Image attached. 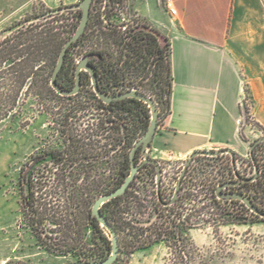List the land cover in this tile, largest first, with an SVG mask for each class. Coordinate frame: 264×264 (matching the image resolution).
<instances>
[{"label": "rangeland", "instance_id": "rangeland-1", "mask_svg": "<svg viewBox=\"0 0 264 264\" xmlns=\"http://www.w3.org/2000/svg\"><path fill=\"white\" fill-rule=\"evenodd\" d=\"M80 1L0 0V51L7 44L16 41L17 35L24 37L26 34L41 33L42 36L54 34L53 40L44 42L39 50L28 56L25 52L23 54L13 52L2 54L0 58V72H6L10 65L29 58L34 59L29 62L32 67L26 70L29 73L27 85L20 90L14 108L15 114L0 120V264H5L9 260L24 261L26 264H65L78 261L72 254H56L45 250L20 221L18 172L30 154L39 153L46 148L65 147L68 127L82 131L89 124V127H94V135L86 145L87 155L92 156L94 172L104 180L102 187L106 190L120 177L121 171L124 170L123 159L148 126L151 113L149 107L146 108L145 105L141 111L140 121L136 122L127 117L122 122L118 112H110L98 104L87 86L71 97L59 95L50 86L51 74L59 51L78 25L79 16L72 6ZM108 2L97 0L98 10L105 11ZM54 9H57L54 13L33 19ZM115 11L117 14L112 18L115 22L123 21L126 24L135 23L141 26L138 21L142 18L135 14L130 0H124L121 9ZM102 16V24H105L106 18L103 14ZM20 22L23 24L18 30L8 35L4 34L6 29ZM5 35L8 37L5 38ZM28 44H30L28 39L21 40L18 48L23 49ZM94 45V39L85 40L70 50L60 74L63 85H72L77 62L89 49L94 48ZM117 48L113 43L109 46L114 58L121 56ZM5 74L7 73L0 74L2 84L0 92L9 89L7 85L9 81ZM125 79L127 83L133 80L138 90L153 99L157 96L154 74L143 68L140 61L135 62V68L126 74ZM125 89L128 88H124V91ZM242 103V114L247 109L243 115L244 122L241 124L242 134L244 124H249L255 132H259L257 137H264V130L250 119L248 114L251 99L247 90ZM97 123L104 124L96 127ZM258 152L262 155L261 164L264 167V142L258 144ZM147 154L152 158L150 147ZM155 160L161 168V194L167 201L172 197L185 160ZM142 161L143 156L140 153L137 156V163ZM229 163L228 155L195 157L183 177L180 199L168 208L157 200L155 170L143 165L129 187L131 196L127 214L129 234L126 236L129 239H135L136 236H140L139 234L153 236L156 227L163 222L167 229L173 225L182 228L184 234L210 260V264H264V219L255 218L246 212L238 213L234 203L224 200L219 202L222 209V212H219L209 194V185L213 184L216 178L227 175ZM258 183H254L252 189L257 193V201L263 204L264 189ZM198 189L203 191L200 203L208 204L210 210L200 218H196L193 212L194 201L186 198L188 192L195 193ZM134 196L141 199L143 207L139 210L134 204ZM197 221L199 225L193 227ZM85 239L91 245H94V241H100L90 228L85 231ZM167 251L164 241L137 249L131 254L122 248L113 264H163Z\"/></svg>", "mask_w": 264, "mask_h": 264}, {"label": "trees", "instance_id": "trees-1", "mask_svg": "<svg viewBox=\"0 0 264 264\" xmlns=\"http://www.w3.org/2000/svg\"><path fill=\"white\" fill-rule=\"evenodd\" d=\"M108 1V7H106V10L103 12L98 10L96 5L97 0L92 1L86 28L78 40L68 47L63 65L56 78L57 83L62 89H70L73 87L75 73L71 86L62 84L60 81V74L65 66L68 53L82 41L94 39V48L89 49L84 56L91 55L88 62L95 67L94 49L98 38L101 36L103 38V51L107 73L103 81H101L98 74H96L100 89L110 94L122 92L126 87L128 89L133 88L138 90L133 80L128 83L126 82L125 76L131 69L133 70L135 68V62L140 61L143 68L148 69L149 72L154 74L153 81L155 82V92L157 96L153 100L159 111V119H161V114L165 116L170 110V94L172 91V75L169 59L170 41L168 37L161 35L145 18L140 16L142 20H139L138 23H141V26L135 23L131 25L126 24L123 21L115 22L112 19L117 14L115 10L121 9L124 0ZM75 10L80 20L81 11L77 8H75ZM102 14L106 18L105 24H102ZM123 26H125L124 30L121 31ZM76 27L73 29V32ZM18 29L19 28L15 30ZM7 37L8 36L5 38ZM25 39H28L30 44L23 49H19L18 46L20 45V41ZM53 39L54 34H49L47 36H42L41 33L32 35L26 34L24 37L17 35L16 41L7 44L4 49L0 51V58L2 54L7 55L13 52L16 54H23L25 52L26 56H28L30 53L39 50L44 42ZM111 43L118 47L117 49L121 55L119 58H114L109 51ZM30 48L32 49L31 51ZM30 60L32 61L34 59L29 58L17 64L10 65L6 72H0V74L7 73L5 75H7L9 81L7 84L9 85V89L6 92H0V120L15 114L14 108L17 104L20 90L27 85L29 73L26 70L32 67V64L29 63ZM80 82V89L87 86V88L90 89L91 96L97 100L98 104L104 106L110 112H118L121 121L127 117H131V119L136 122L140 121L143 106L145 105L146 108L148 107L143 101L130 97L104 103L94 93L90 75L86 71H82ZM1 85L2 84H0V86ZM71 96L73 95L66 97ZM244 112L246 113L247 109H245ZM103 124L104 123H97L96 127H101ZM120 124L122 125V123ZM261 129L264 130L263 127H261ZM93 135L94 127H89V124L82 131L68 127L65 139L66 146L63 148H46L39 153L30 154L21 164L17 179L20 221L30 230L36 242L45 250L56 254H72L77 257L78 261H97L110 254L111 244L109 233L92 215L91 208L95 199L103 194L102 192L107 193L118 187L128 175L130 169L128 153L123 159L124 170L121 171L120 177L117 178L110 188L104 190L102 187L104 180L94 172L92 156L87 155L86 145H88ZM242 137L244 138L243 134ZM86 139L88 141H86ZM139 154L140 153L137 151L135 156L136 163ZM236 156L238 155L236 154ZM147 166L155 170V165L153 163H147ZM135 177L136 176H134V179ZM131 183L124 193L106 201L100 208L105 220L118 235V256L122 248H124L127 253L131 254L137 249L148 247L159 241H164L168 251L163 258V264H210V260L201 249L184 234L183 229L175 227L174 225L167 229V226H164L162 222V225L156 227L157 230L153 236H143L139 233L140 236H136L135 239H129L126 236V234H129V220L127 214L130 207L131 196L129 194V187ZM182 183L183 178L181 180L180 190L182 189ZM258 185L262 186L264 189V175L259 179ZM216 188V183L210 184L209 194L216 204V210L222 212L219 202L223 201V199L217 198L215 193ZM202 193L203 191L198 189L195 193L190 191L186 195V198L194 201L193 212L196 218H200L202 214L205 215L210 212L208 204L200 203ZM205 195H207V193H205ZM156 196L161 205L165 208L170 207V205L167 206L164 204L168 200L166 201L163 199L161 190L158 194L156 192ZM178 199H180V194H178L172 205L175 204ZM134 204L137 210L143 207L141 199L136 196H134ZM252 204L257 207L260 213H264V203L260 204L258 202V204L256 203L257 205L254 203ZM245 212L250 213L255 218L264 219L250 208H245L244 211L240 213L243 214ZM202 220L204 219L202 218ZM172 222L174 221L172 220ZM197 225H199L198 221L193 227ZM87 228H90L93 233L97 234L100 243L94 241V245H91L86 241L85 231ZM5 264L26 263L24 261L9 260Z\"/></svg>", "mask_w": 264, "mask_h": 264}, {"label": "crops", "instance_id": "crops-1", "mask_svg": "<svg viewBox=\"0 0 264 264\" xmlns=\"http://www.w3.org/2000/svg\"><path fill=\"white\" fill-rule=\"evenodd\" d=\"M170 41V110L151 141L153 159L186 160L199 149L230 148L246 156L259 136L244 122L264 128V0H130ZM157 161V160H156Z\"/></svg>", "mask_w": 264, "mask_h": 264}, {"label": "water", "instance_id": "water-1", "mask_svg": "<svg viewBox=\"0 0 264 264\" xmlns=\"http://www.w3.org/2000/svg\"><path fill=\"white\" fill-rule=\"evenodd\" d=\"M92 1L93 0H81L78 4H75L72 6L73 8L80 9V11H81L80 20H79V23H78L76 29L74 30V32L64 42L63 46L61 47V50H60L59 55L57 57L56 64H55L54 69H53L52 74H51L50 86L55 90V92H57L60 95H63V96L74 95V94L78 93V91L80 89V85H81L80 80H81L82 71H86L90 75V81H91V85H92V89H93L94 93L104 103H109L112 100L123 99V98H127V97L136 98L138 100L143 101L144 103H146L148 105V107L150 108L151 114H150V120H149V123H148V126H147L145 133L134 143V145L132 146V148L129 152L130 169H129L128 175L124 178V180L122 181V183L118 187L111 190L110 192L103 193V194L99 195L92 204V208H91L92 215L99 221L100 225L103 226L107 230V232L109 233L110 244H111L110 254L107 257H105L101 260H97V261H77V262H69V263H65V264H113L114 261L117 259L118 252H119L118 235L112 229V227L107 223L104 216L102 215V213L100 211L102 204L105 203L106 201L124 193L125 190L127 189V187L129 186V184L131 183V181L134 179V176L138 172L141 165L144 164V162L153 163L155 165V168H156L155 182H156L157 194L160 191V182H161L160 181L161 180L160 165L158 164V162L155 159L149 158L148 154H147V149L151 145V141H152V139L156 133L158 121H159V111H158V108H157L156 103L153 100V98H151L150 96H148L144 93H141L140 91L135 90L133 88L119 92L117 94H110V93H107L105 91H102L98 85V80H97L95 69L88 62L91 55L84 56L77 62L76 69H75V82H74V85L72 88L62 89L57 83L56 78H57L58 72L60 71V69L63 65L64 59H65V54L67 52L68 47L73 42L78 40V38L80 37V35L84 32V30L86 28L88 18H89V14H90V7L92 4ZM56 11H57V9L48 11L44 14H41V15H38L37 17H34L33 19H37L39 17H44L45 15L50 14V13H54ZM22 24L23 23L20 22L18 24L13 25L12 27L6 29L4 31V34H7L13 30L19 28ZM261 141H264V137H258L257 139H255L250 144V148H249L250 154H252L253 147ZM139 147H140L141 154L143 156V161L140 163H136L135 156H136L137 149ZM221 154H228L231 157V162L233 165V171H234L236 177H238V174L236 171V165H235V152L232 149L220 148V149H214V150H207V149L196 150V151L192 152L188 156V158L185 160L183 168L179 174L177 183L175 185L172 197L167 202H165L164 204L168 206V205H171L172 203H174V201L176 200V198L179 194V191H180L181 180L184 176V173L195 157H198V156L214 157V156H218ZM255 172L257 174V167L255 169ZM237 184H239V182L229 181V182L218 185L216 188L217 198L224 199V200H232V199L241 200L253 212L259 214L260 217L264 218V213H260L258 211L257 207L251 203V201L249 200V198L247 196H244L243 194L237 193V192H223L222 191L223 188H226L228 186H235Z\"/></svg>", "mask_w": 264, "mask_h": 264}, {"label": "flooded vegetation", "instance_id": "flooded-vegetation-1", "mask_svg": "<svg viewBox=\"0 0 264 264\" xmlns=\"http://www.w3.org/2000/svg\"><path fill=\"white\" fill-rule=\"evenodd\" d=\"M94 59H95L94 60L95 72H96V74H98L101 81H103L106 77L107 69L105 67V56H104V51H103V38L101 36L98 38V40L96 42V46L94 49ZM261 142H264V141H261ZM261 142H259V143H261ZM259 143H257L253 147L252 154H250L249 151H248V154L246 156H240L237 153H235V165H236V171H237L238 177H236V175L233 171V165L231 162V157L228 154H221V155H228V157H229L230 163H229V167H228L227 172H226L228 177L225 178L223 176L222 178H217L216 182L214 181V183H216L217 186L220 184L229 182V181L239 182V184H237L235 186H228L226 188H223L222 191L223 192L241 193L244 196H247L249 198V200L254 204H256V203L258 204V202H257V193L255 190L252 189V186L254 185V183L259 182V179L261 178V176L264 175V167L261 164L262 155L258 152V144ZM249 148H250V146H249ZM137 151H138V153H141L140 147L137 149ZM236 154L238 156H236ZM218 156H220V155H218ZM214 157H217V156H214ZM142 165H141V167H142ZM146 166H147V162H144V167H146ZM256 167H257V174L255 172ZM155 172H156V168H155ZM160 187H161V182H160ZM225 201L229 202L231 204L234 203L236 205L237 211L239 213L243 212L245 208H248L246 206V204L241 200L232 199V200H225Z\"/></svg>", "mask_w": 264, "mask_h": 264}, {"label": "built area", "instance_id": "built-area-1", "mask_svg": "<svg viewBox=\"0 0 264 264\" xmlns=\"http://www.w3.org/2000/svg\"><path fill=\"white\" fill-rule=\"evenodd\" d=\"M165 9L168 11L169 14L175 15L176 14V9L173 6V0H162ZM243 104V103H242ZM245 114V113H244ZM243 114V115H244ZM227 174V173H226ZM225 178L228 177V175L224 176ZM217 181V178L215 179V182ZM219 199V198H218ZM224 200V199H223Z\"/></svg>", "mask_w": 264, "mask_h": 264}]
</instances>
